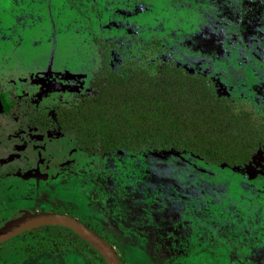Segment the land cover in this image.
Instances as JSON below:
<instances>
[{"label": "rangeland", "instance_id": "374dc122", "mask_svg": "<svg viewBox=\"0 0 264 264\" xmlns=\"http://www.w3.org/2000/svg\"><path fill=\"white\" fill-rule=\"evenodd\" d=\"M255 1L264 2L0 0V95L10 100L0 112V166L15 169L0 177V227L67 212L113 242L121 264H264V143L229 165L190 150L89 154L72 135L22 124L28 101L50 108L91 92L100 39L116 44L112 66L173 59L264 120V25L235 31L230 16ZM16 235L0 243V264H88L33 255L37 245Z\"/></svg>", "mask_w": 264, "mask_h": 264}, {"label": "trees", "instance_id": "16d2710c", "mask_svg": "<svg viewBox=\"0 0 264 264\" xmlns=\"http://www.w3.org/2000/svg\"><path fill=\"white\" fill-rule=\"evenodd\" d=\"M230 12L235 31L247 32L257 24L259 32L264 25L262 1ZM260 40L264 52V34ZM115 46L101 39L103 60L92 72L90 93L71 103H56L51 110L28 105L22 124L72 135L75 146L90 154L190 150L206 161L229 165L248 162L264 142V120L236 105L229 95L218 94L208 74L189 71L173 60L144 63L131 58L112 66L108 50ZM14 171L0 166V177ZM16 237H29L22 243L37 245L33 255L50 250L85 257L88 264H106L88 242L64 226L41 225Z\"/></svg>", "mask_w": 264, "mask_h": 264}, {"label": "water", "instance_id": "95a60500", "mask_svg": "<svg viewBox=\"0 0 264 264\" xmlns=\"http://www.w3.org/2000/svg\"><path fill=\"white\" fill-rule=\"evenodd\" d=\"M2 102L5 104L4 99ZM6 217L7 214L0 213V222ZM41 225H60L67 227L88 242L89 245L103 257L106 264H121L116 252L104 238L96 234L90 228L86 227L79 220L63 213L35 212L14 219L0 227V243L24 230Z\"/></svg>", "mask_w": 264, "mask_h": 264}, {"label": "flooded vegetation", "instance_id": "af4514ba", "mask_svg": "<svg viewBox=\"0 0 264 264\" xmlns=\"http://www.w3.org/2000/svg\"><path fill=\"white\" fill-rule=\"evenodd\" d=\"M262 33V32H261ZM103 40V39H102ZM100 41H101V39L98 41V43H99V49H100ZM103 41H105V42H113V41H106V40H103ZM114 43V42H113ZM262 53H263V55H264V52L262 51ZM157 60V59H156ZM159 60H162V59H159ZM163 60H173V59H170V58H168V59H163ZM174 61V60H173ZM175 62V61H174ZM175 63H177V62H175ZM178 64V63H177ZM179 65H181V64H179ZM181 66H183V65H181ZM184 67V66H183ZM97 70V69H96ZM94 71V70H93ZM92 71V72H93ZM92 72H91V75L89 76V79H88V85H89V87H90V79H91V76H92ZM193 72V71H192ZM195 73H202V72H195ZM91 88V87H90ZM92 90V89H91ZM81 95H85V94H81ZM81 95H79V96H81ZM79 96H76L75 98H73V99H70V100H68L67 102H61V101H59V102H55V103H53V105L54 104H56V103H64V104H67V103H71L72 101H74V100H76ZM8 96H6L5 94H2V95H0V112L2 111V108H1V106L2 107H4L5 108V105H8V102H10V100H8ZM12 98L14 99V100H16V94H14V97L12 96ZM5 100V104H3V102H2V100ZM28 103H29V105H32V106H35V107H42V108H44V109H47V110H51L52 109V106L50 107V108H45V107H43V106H39V105H35V104H33V103H31L30 101H28ZM25 107H28V105L26 106L25 105ZM253 113V112H252ZM254 115V114H253ZM30 126V125H29ZM33 127V126H32ZM36 128V127H35ZM54 130H56V129H54ZM49 132V131H48ZM43 133H46V132H43ZM63 134V133H62ZM65 135H69V134H65ZM264 143V142H263ZM74 144H75V141H74ZM76 147V146H75ZM257 147V146H256ZM78 148V147H77ZM256 149V148H255ZM142 150V149H141ZM127 151H133V150H127ZM138 151H140V150H138ZM86 152V151H85ZM115 152V151H114ZM254 152V151H253ZM88 153V152H87ZM113 153V152H112ZM90 154V153H89ZM94 154H96V153H94ZM103 155V154H102ZM253 155V154H252ZM247 163V162H246ZM245 164V163H244ZM242 165V164H241ZM10 168V167H9ZM5 169H7V168H5ZM14 169V168H13ZM15 170V169H14ZM15 172V171H14ZM13 173V172H12ZM56 211V210H55ZM51 213H60V212H51ZM62 213V212H61ZM64 213H67V212H63V214ZM67 215H68V213H67ZM71 215V214H70ZM79 220V219H78ZM82 223H84V222H82ZM85 224V223H84ZM86 225V224H85ZM87 226V225H86ZM90 229H92L91 227H90ZM94 230V229H93ZM95 231V230H94ZM96 232V231H95ZM19 235V234H18ZM99 235V234H98ZM17 236V235H16ZM102 237V236H101ZM102 238H104V237H102ZM105 239V238H104ZM107 240V239H106ZM110 244H112V245H114V243L113 242H111V241H109V240H107ZM48 252V254H50L49 256H51V257H54V256H56V254H61V253H59V252H52V251H50V250H44V251H41V252H39L40 254L41 253H47Z\"/></svg>", "mask_w": 264, "mask_h": 264}, {"label": "crops", "instance_id": "0c3cea01", "mask_svg": "<svg viewBox=\"0 0 264 264\" xmlns=\"http://www.w3.org/2000/svg\"><path fill=\"white\" fill-rule=\"evenodd\" d=\"M38 254H40V253H38ZM63 255H67L68 256V260H70V261H73L74 259H76V257H79L77 255H71V254H63ZM50 258H51V256H50Z\"/></svg>", "mask_w": 264, "mask_h": 264}]
</instances>
